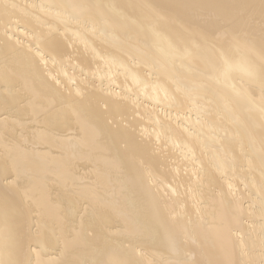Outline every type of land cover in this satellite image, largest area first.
<instances>
[{"label":"bare ground","instance_id":"bare-ground-1","mask_svg":"<svg viewBox=\"0 0 264 264\" xmlns=\"http://www.w3.org/2000/svg\"><path fill=\"white\" fill-rule=\"evenodd\" d=\"M0 264H264V0H0Z\"/></svg>","mask_w":264,"mask_h":264}]
</instances>
